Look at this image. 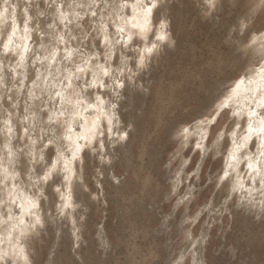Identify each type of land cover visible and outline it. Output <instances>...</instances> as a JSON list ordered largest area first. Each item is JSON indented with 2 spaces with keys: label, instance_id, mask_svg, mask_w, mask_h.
Instances as JSON below:
<instances>
[{
  "label": "rangeland",
  "instance_id": "1",
  "mask_svg": "<svg viewBox=\"0 0 264 264\" xmlns=\"http://www.w3.org/2000/svg\"><path fill=\"white\" fill-rule=\"evenodd\" d=\"M58 1L62 0H31L30 3L16 0L18 9L23 3L30 5L28 9L32 11L28 23L34 25L29 28L33 37L47 38L40 29L41 21L51 18L46 10L58 9ZM68 1L71 5L77 2L65 0V3ZM112 1L108 0L107 4L111 5ZM120 1L116 0L117 3ZM34 3L37 8L32 6ZM171 3L167 13V37L156 45L152 55L147 56V65L135 70L133 59H127L129 71L122 73L126 86L118 88L121 93L117 96L119 99L116 97L121 134L120 139L114 137L111 145L114 149L109 151L110 146L104 142L103 148L96 145L97 150L85 149L81 153L82 163L81 160L76 162L79 174L73 183L76 206L68 209L61 218L57 216L55 206L49 208L47 196L41 201V215L48 223L27 242L30 264H196L194 260L200 255L198 243L206 245V264H264V215L261 216L263 219L251 218L238 203L237 196L229 194L226 187H220L214 180L221 165L217 162L220 153L213 152L214 143L220 142L219 136L224 137V133L233 128L232 119L227 116L229 108L219 116L214 113V105L204 108L208 96L202 90L209 79L214 83L212 88L211 84L207 87L208 92H213L210 99L222 92L226 85L223 81L216 83L218 68L225 63L222 60L226 55L245 59V48L240 47L239 39H246L248 33L264 26V10L250 17V0H222L223 7L211 16L194 7L195 0H173ZM101 5L102 8L103 0ZM17 11L23 13L21 8ZM162 11L153 12V16L159 17L158 22L164 17ZM80 18L73 35L66 32L67 28L63 29L65 23L59 29L69 38L66 43L75 45L72 50L80 49L83 54L78 53L74 59L83 58L94 43L98 51L101 47L95 32V17L86 12ZM104 18L108 19L107 16ZM156 23L157 27L159 24ZM73 37L75 39H71ZM132 41L124 45L128 52L138 51ZM30 47L25 66L34 68L41 60H30L35 50L33 45ZM121 54L118 50L112 61L117 64ZM97 59L95 57L94 61ZM105 79L109 87L108 77ZM6 80L4 77L0 94V116L12 113L15 132L12 140L15 142L19 133L16 119H20L25 90L24 87L20 90L18 78V83H13L11 88ZM108 87L89 88L88 92H97L98 96L104 94L105 100L114 101ZM9 95L12 100H5ZM37 97L27 100L28 108H31L32 99L40 103ZM17 102L19 109H13L11 105ZM4 104L7 107H3ZM189 111L198 116L209 114V122L205 124L207 131L198 142L203 145L199 148L194 135L186 145L182 142L181 133L190 128L191 122L178 128V122L188 119ZM31 117L29 115V119ZM35 125L36 132L30 141L35 140V147H40L37 139L40 123ZM45 128L48 130L47 126ZM3 129L10 136L7 129ZM172 129L176 131L172 133ZM125 133L127 138H124ZM26 143L17 149L19 153L23 152L19 159L21 165L28 160ZM53 147L54 144L49 145L44 152L51 156ZM101 149L102 156L98 154ZM202 149L209 152V161L200 169L203 172H198ZM21 165L17 164L19 170ZM20 181L22 187L28 183L26 170ZM46 189L50 193L48 186ZM55 189L51 191L52 196ZM190 190L194 191L193 205L192 202L185 204ZM164 194L170 199H164ZM188 215L190 218H186ZM58 226L60 230H57ZM188 235L192 238L188 239ZM189 241L197 242V245L187 248Z\"/></svg>",
  "mask_w": 264,
  "mask_h": 264
},
{
  "label": "bare ground",
  "instance_id": "2",
  "mask_svg": "<svg viewBox=\"0 0 264 264\" xmlns=\"http://www.w3.org/2000/svg\"><path fill=\"white\" fill-rule=\"evenodd\" d=\"M45 1L46 0H44V2ZM123 1H125V0H121L120 2L117 3L116 0H113L111 5L120 4ZM172 1L173 0H166V7L162 11L164 17L168 15L167 13L170 9ZM195 1L197 3V0H195ZM62 2H64L63 7L61 6ZM91 2H92V0H77V2H75V3H77L76 5H75V3H73L71 5L69 1L65 3V0H62V1H58V4H60V6H58V9L55 7L47 9L46 14H49L51 16V18L46 17V18H44L43 21H41V26H40L41 28L40 29L44 30L42 32L44 35H48L47 38L45 36V38L43 39V38H40L39 35H38V38H37V36H34V37L32 36L33 33L30 32L31 31L30 29L33 28L34 25H31L29 23H28V28H30L29 29L30 31H28L27 33L23 32V27H24L23 22L25 19L29 20L30 12L32 11L31 8L28 9V6H30L28 3H23V4L21 3L22 5L20 6V8L22 9L23 13H18L17 10H20V8L18 9L19 5L17 6L16 0H8L7 4H5V0H0V33H3V34H0V94L2 93L1 91H2V84H3L4 77L7 78L6 81H7V83H9L7 85L10 88H11L13 83H16V81L18 83V80H17V78H18L20 90L22 87H24V90H25L22 93L24 95V98H23L24 104L21 105V109H20V121L22 123H26L27 125H30L33 122L40 123L41 116L43 115L42 111H40V103L35 102L32 99L31 103L29 104V105H31V108H28L29 107L28 106L29 101L27 104H26V101L31 99L32 97H37V96L41 97L42 93H47L50 90L53 93L55 91H61L60 84L57 83L56 79L53 78L54 74L51 73L50 70L63 67L65 61L62 60V58L67 55L68 51H73L72 47H75L74 44L72 46L71 45L69 46L66 43L67 39H69L68 36H63L60 33L59 29H60V25H62L60 23L61 12L64 13L65 20H66V22L64 24L65 27H63V29L67 28L66 32L68 34L73 35V32L76 30L75 27L78 25V22L80 21L79 19H81L80 17L83 15V13L97 11L98 15L93 19V21L96 22V27H95L96 31L95 32H96V36L98 37V41L101 45L100 51L97 50V47L94 45L95 44L94 43L93 47L92 48L90 47L91 48L90 52L84 54L83 59H87L90 55L95 56L96 58L98 57V59H99V60L97 59V61H93L90 65L87 66L91 69V71L89 72V79H88L89 84H91L93 82H98V80H103L104 82L107 83V81H106L107 78L105 79V77L103 76V68L108 69V71L110 73V75L108 76V82L110 83V86L108 88L110 90V94L112 95V98L113 99L115 98V100L114 101L105 100L103 97L104 94H102L101 96H98L97 92H90V91L82 93L79 97H77L75 95V92H78L79 88H76L75 90L70 89V88H65L64 89V101H63V103H64L65 108L68 110V112H71L73 105L76 104L78 99L84 100V104L77 109L78 115L76 116L75 123H74L73 139H75V137L78 135L86 136V137L89 136L90 132L92 130H94V128L103 127L104 129H107V127L109 126L108 120H109V118H111L112 131H111V133H106V135L102 138L103 143L106 142V144H108L110 146V148H109V151H110L111 148L114 149V147H111L112 143L115 141L114 137L116 136V139H120L119 135L121 134V129L119 127V123H120V117L118 114L119 112L118 113L116 112V106L118 104L117 103V98H118L117 93L119 94L121 92L118 91V88H115V90H113L114 89L113 81L117 77H119L120 80L123 82L124 80H123L122 73L124 71H122V69L124 68L125 65L127 66V68L130 67L127 59L129 57H131L133 59V63L135 66L136 61L134 60V58L136 56H138V54L141 51H143L147 48H150L152 46V44L157 45L159 42H161V40H157V36L163 34V35H165V37H167V31L168 30H166L165 33H161L160 22H158L159 17L157 18V16L152 15L150 18V23L147 26V31L141 33L140 26L143 25V23H144L142 16H139V15L136 16L135 20L133 21L131 18L130 11L128 9H124V10H122V14L125 17V20L129 21V23L125 24L124 20H119L115 17V15L113 14L114 9L111 6H109L107 9H105V12L101 13L98 9L95 10L94 7L92 9H89L87 7V5ZM128 2H129V7H131V0H128ZM107 3H108V0H103V7L102 8H104V4H107ZM79 4H84L85 7L77 8V5H79ZM32 6L35 7L36 3L32 4ZM248 6H249L248 10H249V16L250 17L257 15V13H260L261 10H264V2H262V0H250V4ZM5 8L9 9L8 12L4 11ZM25 8L28 9L27 12H25ZM36 8H37V6H36ZM34 12L35 11H33V13ZM13 16H15V19H16V22L18 25V31L16 32V35L13 39V45L10 46L12 48V53L9 54L8 56H5L2 44L4 42H7V34L4 32V30L8 28L9 21L12 19ZM77 16L79 17V19L77 18ZM104 16L105 17L107 16L108 19H105ZM101 17H103V18L101 19ZM198 17H200V16H198ZM155 19L157 21L156 24L157 25L159 24L157 27L155 26L156 21L154 22ZM67 21H71V23H68ZM112 21H114V23H112ZM109 22H111V23L109 24ZM132 22H135L138 25L136 29L131 28ZM48 26H50V28H47ZM117 26H122L125 28V33L123 35H124V39L126 38V40H123V42H121V43L115 42L119 38V35H120L116 32ZM108 27H110V28L107 29ZM97 29H99V31H97ZM260 33H264V26L262 28H260V30L248 33V36L246 37V39H244V40L239 39V41L241 42V43H239L240 47L245 48V50H244L245 59H240L239 57L231 56V55H226V59L224 57V60H222V61H225V63L222 67L218 68L219 80H216V83L223 81V85H226V86L222 90V92H217L216 96H214L213 99H210L211 97H213L212 96L213 92H208L207 87H209L211 84L210 88H212L213 87L212 84H214V83L212 81H210L209 79H207V80L205 79L206 81L204 83L202 90H204L203 93H205L206 97L207 96L208 97H207V100L204 102L205 103L203 106L204 108H207L209 106L211 107L214 105V108L216 110L220 106L221 102L224 101L225 98L230 94L229 90L236 86V83L238 82L239 77L243 76L244 73L246 71H248L253 66L254 63L264 62V61L260 60V53H259V51H257L258 45H255L252 48L246 47V45L253 38L258 36ZM35 34H37V33H35ZM105 34H109V41L111 42L110 44H106L104 42V35ZM128 35H132L133 38L136 39V41H134V42L132 41L134 43V44H132V46L137 45L138 51L133 50L132 52H128L126 50L127 47H125L124 45L127 44V36ZM141 36L143 37V39H141ZM29 45L30 46L33 45L35 48L34 53H32L33 56L32 57L30 56L31 57L30 60H33L34 58L36 60L37 59L41 60V63H40V61H38L39 64H37L36 67H34V68L33 67L28 68L27 66H25V63L27 62L26 60L30 55L29 49H31V47L29 48ZM131 47H128V48L131 49ZM25 48L28 49L27 52H25ZM118 50H120L122 54L119 55L118 60H117V64H116V63H114V61H112V59H114L113 55L116 54V52ZM53 51H55L58 54L56 61L51 60L50 54ZM60 51H63V53H61ZM45 57H48V59H45ZM146 57H147V54H146ZM81 59L82 58H77V59H75V61L78 63L81 61ZM102 60H103V62H102ZM96 65L102 66L100 68V70H97ZM114 66H116V67L114 68V70H112ZM37 69L39 70V74H37ZM73 69H74V66H73ZM135 70H138V68L136 66H135ZM92 72H95L96 78H98V80H94V78L92 77ZM242 72H243V74H242ZM215 74H217V73H215ZM64 75H66V74H60V75H58V78H64ZM207 78H208V76H207ZM227 78H229V79H227ZM25 79H27V80L25 81ZM82 80H80L81 84L83 83ZM182 81L183 80H181V83H182ZM257 84H264V79L257 76L255 83L246 82L244 85L241 86V88L239 90V97L234 96L233 99L231 101H229L230 107H229V111L227 112V116L232 119L233 128L226 131L224 133V137H223V135L219 136L218 139L219 140L221 139V140H220V142L217 141V143H214L213 152H215V154L220 153V155H221V157L219 156L220 160H217V162H219L221 164L220 165V171L215 176L214 180H216V182L220 185L218 177L223 175L224 170H228V172L230 173L231 183H229L227 186H221L220 185V187H222V188L226 187L227 192L229 194L237 196L238 203L241 206H243L244 210H246L247 212L250 213L249 216L251 218L259 217L261 219L262 218L261 216L264 215V205L261 204V202H260L261 198L259 197V195H257V198L255 201L249 203L248 199L245 196V193L240 189V185H243L244 188L249 187L248 173L251 171L247 167V164L249 162H252L254 165H256L258 167L264 168V157H261L259 155V151H258V147H257L262 141H264V136H260L256 132H253L251 134V139L248 141L247 144H244V140H243V137L248 134V132H247L248 123H249L248 106H249V100H250V95H251L248 90L256 88ZM30 89L32 90L31 96L28 95V92ZM107 94H108V92H107ZM262 94H264V93H262ZM98 97H100V99H98ZM1 100H2V96H1ZM60 103H61V101L58 100L57 101V107H59ZM89 104H91L92 107H89ZM113 104H115V107H112ZM4 105H3V107H7V104L5 106ZM97 105H99V107H97ZM204 108L202 109V111L204 110ZM207 109H209V108H207ZM215 110H214V113H215ZM199 111L201 112V110H199ZM5 112H7V111H5ZM189 112H190V114L188 113L189 117H188V119H186L185 122H183L184 124L182 122H178V128H182V127L186 126L187 123H190V122H191L190 124H192V125H190L188 132L185 134L187 138L185 139V136H182V142L185 145L190 140V137L193 135H194L195 141H196L195 144H197L200 140H202L204 138L203 135L207 131V125H205V124H208V122H209V120H208L209 114L198 116V115H194L195 112H191V111H189ZM235 112H240L241 115L240 116H233V113H235ZM29 115L32 116L30 119H29ZM66 115H67V113H66ZM211 115H214V114H211ZM25 117H27V119H25ZM81 118H83V119H81ZM7 119H8V116H6V115L0 116V128H1V131H0V185L5 184L4 171H5V169H9V151H11V153H13L12 159L15 161V170L17 173H20L21 169L20 170L18 169L17 164L21 165V162L19 160L21 153H19L17 151V149L22 148V146L25 145V143H26V140L24 143V140L22 137L24 134H22L23 131H22V128L20 125L16 124V126H17L16 131H19L18 136L20 137V139H17V141H15V142H13V140H12L13 136H15L13 134V133H15L14 131L11 133L10 136H8V134L5 131H3L4 130L3 128H6L4 121H6ZM60 119H64V117H61ZM44 120L45 121L47 120V116H44ZM237 124H239L240 126L237 127ZM45 126H47L48 130L54 129V126H52V125H45ZM12 127H13V125H12ZM253 127L254 128L258 127V121H256V118H253ZM38 129H40V127ZM175 131H176V129H172V133H174ZM49 133L51 134V131H49ZM62 134H63L62 131L59 133H56L57 136L62 135ZM210 135H211V133H210ZM208 138H210V137H208ZM233 141H235V143H233ZM64 143L67 144V141H64ZM80 143L83 144L84 141L81 140ZM190 143H191V141H190ZM26 144H28V146L26 147L25 153L28 154L29 151L38 150L39 146L35 147V145H33L32 141L28 140ZM200 144L203 145V143H200ZM238 144H244V147L237 149L236 145H238ZM58 147H59V145L54 144V147L52 148V151H53L52 154L53 155L51 154V156L48 153L44 152L45 153V159L54 160L56 157V154H57V148ZM107 148H108V146H107ZM205 151L206 150L202 149L201 162H200L199 167L197 169L198 172L200 169H203L205 164H207L206 161L207 160L209 161V156H208L209 152L205 153ZM233 153H235V157H236L235 159L232 158ZM98 154L102 156V149L98 152ZM65 155H69V153L66 152ZM108 155H110V154L108 153ZM249 158H251V159H249ZM230 165L232 167H229ZM29 167H32V165L30 164ZM76 170H77V168H76ZM200 171H202V170H200ZM184 172H185V170H184ZM202 172H201V174H202ZM77 173H78V170H77ZM62 175H63V173H61V177H62ZM76 176H77V174H76ZM76 176L72 180V183L67 188L62 187V185L64 184V181L62 178H57L55 180V182L50 181V183L48 184L50 193H47L48 189H46L47 194L45 193V196L48 197L47 202H48L49 208H51V206H55V211H56V214L59 218H61V216L64 215L68 209L76 206L77 201L75 202V200H74L75 195H74V185H73V183L76 179ZM244 179L246 181H244ZM33 180H35V177H33ZM7 183L10 186L12 182L8 181ZM17 187L22 188L24 190V193L28 192L27 187L21 186L20 178H18ZM57 187H61V191L60 192L55 191V193L52 196L51 191ZM172 187H174V184H172ZM232 187L237 188L236 193L231 192ZM44 192H45V190H44ZM48 194H50V195H48ZM61 195H66L68 198L67 202L70 204V208H68L64 212H62L60 210V205L62 203L61 198H60ZM187 195L189 196V199L186 200L185 204H187L188 202H192V205H193V202L195 201V198H193L194 191L193 190L188 191ZM49 196H50V198H49ZM167 196H168V194L167 195L164 194V199L169 200L170 198H168ZM8 198L9 197L7 196V188L0 187V200L8 199ZM85 200H84V202H85ZM79 204H80V202H79ZM81 204H82V202H81ZM81 207H82V205H81ZM189 207H191V206H189ZM84 208H86V207H84ZM13 215H14V217H16L15 222L18 224V221L20 219L19 209H13ZM72 216L73 215L71 214V218H72ZM186 218H190L189 215ZM198 218H199V216H197L195 218V220L197 221ZM2 219H3V217L0 216V220H2ZM23 219L25 222L22 225V227H24L26 229L28 226V223L30 221H29L28 217H23ZM19 227L20 226L18 225L15 232H12L11 228H9V230L6 231L3 227H0V255L8 253L9 257H11V253H12L13 249L14 248L18 249L19 246L16 244V238L18 236ZM58 228L59 229H57V230H60L59 226H58ZM183 229H185V228H183ZM9 234H11L14 237V239L11 243L8 240ZM207 237H208V235L206 234V238ZM187 238L191 239L192 237H190V235H188ZM203 238L204 237H202V239ZM190 241L188 244L189 246L187 248H190L191 245L192 246L197 245V242L192 243L193 241L192 242H190ZM201 242L203 243L204 241L201 240ZM198 246H199V254H200L199 259L198 260L196 259L194 261L196 262V264H206V262L204 260V252H205L204 248H206L205 247L206 245L204 244V246H203V244L200 245V243H198ZM25 247L27 249V243L25 244ZM187 253H189V252L187 251ZM27 254H28V252H27ZM28 257H29V255H28ZM12 258L14 259V257H12ZM29 262H30V258H29ZM0 264H8L7 258L0 260ZM21 264H22V262H21Z\"/></svg>",
  "mask_w": 264,
  "mask_h": 264
},
{
  "label": "snow or ice",
  "instance_id": "3",
  "mask_svg": "<svg viewBox=\"0 0 264 264\" xmlns=\"http://www.w3.org/2000/svg\"><path fill=\"white\" fill-rule=\"evenodd\" d=\"M28 2L30 3L31 0H28ZM101 2L102 0H92V2L87 5V7L89 9L95 7L102 13L105 9L111 6L114 9L113 14L115 15V17L119 20H124L125 24L129 23V21L125 20V17L122 14V10L128 9L131 13V18L133 21L138 15L143 17L144 23L140 26L141 33L147 31V26L150 23V18L153 15L154 10L159 13L166 7V0H131V7H129L128 0H125L124 3L120 4H104V8H101ZM262 2H264V0H262ZM7 3L8 0H5V4ZM193 6L197 7L204 15L215 16L217 11L221 7H223V3L222 0H197V3H195ZM77 7L83 8L85 7V5L79 4L77 5ZM8 10V8L4 9L5 12H8ZM27 11L28 9L25 8V12ZM97 15V11L91 12L92 17H96ZM77 18L79 19L78 16ZM102 18L103 17H101V19ZM167 19L168 17L165 16L160 20L161 33H165L167 30ZM28 22L29 21L27 19H25L23 22L24 33H27L29 31ZM65 22L66 20L64 13L61 12L60 23L64 24ZM67 22L71 23V21ZM112 23H114V21H112ZM137 26L138 25L135 22L131 23L132 29H136ZM246 27L247 26L245 25V28ZM17 31L18 25L15 16H13L9 21L8 28L4 30V32L7 34V42H4L2 44L5 56H8L12 53V48L10 46L13 45V39ZM97 31H99V29H97ZM116 32L120 35L115 42L121 43L124 40L123 34L125 33V28L122 26H117ZM71 39L75 38L73 37ZM132 39V35L127 36L128 43H131ZM141 39H143L142 36ZM164 39L165 35L163 34L157 36V40L162 41ZM104 42L106 44L111 43L109 41V34L104 35ZM255 45H258L257 51H259L260 53V60L264 61V33H260L258 36L253 38L246 45V47L252 48ZM155 50L156 45L152 44L150 48L141 51L138 56L134 58V60L136 61L135 66L138 69L144 68L148 62L146 54L147 56H150L155 52ZM27 51L28 49L25 48V52ZM78 53L83 56V54L80 52V49H76L75 51H68L67 55L63 58L65 61L63 67L50 70V72L54 74L53 78L56 79L57 83L60 84L61 91H55L53 93L50 90L47 93H42L41 97H39L40 110L43 113L40 119V135L37 137V139L40 141V147L36 151L28 152V160L21 165V173L16 172L15 161L12 159L13 153L9 151V169H5L4 171L5 184L0 185V187L7 188V196L9 198L0 200V216L3 217V219L0 220V227H3L6 231L11 228L12 232L16 231L18 225L20 227L18 236L16 238V244L19 246L18 249H13L11 257H9L8 253L0 255V260L7 258L8 264H21V262L22 264H30L25 244L30 240L33 234H35L39 230H42L48 223L46 218L41 215L40 209L41 201L46 198L44 190L48 186L49 182H55L57 178H62L64 181L62 187L67 188L72 183V180L77 174L76 162L78 160H81V153L85 149L97 150V144L99 145V148H103L104 143L102 138L106 135V133H111L112 131V121L111 118H109V126L107 127V129H104L103 127L94 128V130L90 132L89 136L86 137L78 135L75 137V139H73L74 123L76 116L78 115L77 109L84 104V100L78 99L76 104L73 105L72 111L68 112L63 103L64 89L70 88L75 90L76 88H79V91L75 92V95L79 97L82 93L87 92L89 88L105 89L108 87L106 82H104L103 80H98V78H96L95 72H92V77L94 78V80H98V82L89 84L88 74L91 69L87 66L94 61L95 57L90 55L87 59L82 58L81 61L77 63L74 57ZM57 55L58 54L55 51L51 52V60L56 61ZM45 59H48V57H45ZM101 67L102 66L100 65H96L97 70H100ZM122 71H129V69L125 65ZM37 74H39L38 69ZM60 74L66 75H64V78H58V75ZM109 75L110 73L108 69L103 68V76L108 77ZM82 76L84 79L83 83L81 84L80 80ZM257 76L264 79V62L254 63L253 66L248 71H246L243 76L239 77L236 86L229 90L230 94L215 110V115L219 116L222 112L228 109L230 107L229 101H231L234 96L239 97V90L241 86L246 82L255 83ZM113 84V90H115V88L123 89L126 86L119 77H117L113 81ZM248 91L251 94L248 106L249 123L247 128L248 134L243 137L244 144L248 143L253 132H256L260 136H264V94H262L264 93V84H257L256 88L249 89ZM28 95H32L31 89L29 90ZM117 95L119 94L117 93ZM4 99L10 101L12 100V97L9 95ZM98 99H100V97H98ZM58 100L61 101L59 107H57ZM11 106L13 109H19L20 107L18 102L12 104ZM89 107H92V105L89 104ZM97 107H99V105H97ZM112 107H115V104H113ZM240 115V112L233 113V116ZM44 116H47L46 121L44 120ZM61 117H64V119H60ZM214 118L215 117H213V119ZM253 118H256V121H258V127L256 128L253 127ZM25 119H27V117H25ZM12 123V113L9 112L8 119L4 121L9 135H11V133L14 131ZM16 123L21 126L22 131L25 134L24 139L32 140V135L36 132L35 122H33L31 126H29L26 123H22L19 117H17ZM45 125H52L54 126V129L46 130ZM239 126L240 125L237 124V127ZM49 131H51V134H49ZM61 131L63 134L57 136L56 133H59ZM187 132L188 129L185 128L181 133L182 136H185V139L187 138L185 135ZM124 138H127V133H125ZM17 139H20V137L17 136ZM45 140L47 141L46 143ZM81 140L84 141L83 144L80 143ZM64 141H67V144H65ZM32 143L33 145H35L36 141L33 140ZM233 143H235V141H233ZM53 144L59 145V147L57 148L56 157L54 160H47L45 159L44 149ZM244 144L236 145L237 149L244 147ZM197 147H200L199 143H197ZM257 147L259 155L261 157H264V141H262ZM66 152L69 153V155H65ZM21 154L23 155L22 150ZM232 158H236L235 153L232 154ZM29 163L32 165V167H27V164ZM229 167L232 166L230 165ZM247 167L251 170L248 173L249 187L244 188L243 185H240V189L245 193V196L248 199L249 203L255 201L257 195H259V197L261 198L260 202L262 205H264V168L258 167L252 162H249L247 164ZM25 170L28 172V184L25 186L28 188L27 193H24V190L22 188L17 187L18 178H22V173ZM61 173H63L62 177ZM33 177H35V180H33ZM218 180L221 186H227L229 183H231L230 173L228 172V170H224L223 175L218 177ZM8 181L12 182L10 186L7 183ZM55 191L60 192L61 187H57ZM231 192L236 193L237 188L232 187ZM60 198L62 201L60 210L64 212L68 208H70V204L67 202L68 198L66 195H61ZM233 199H235V197H233ZM13 209H19L20 219L18 221V224L15 222L16 217H14L13 215ZM23 217H28L30 221L26 229L22 227L25 222ZM13 239L14 237L9 234L8 240L10 243L13 241ZM12 257H14V259Z\"/></svg>",
  "mask_w": 264,
  "mask_h": 264
}]
</instances>
